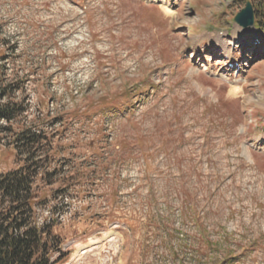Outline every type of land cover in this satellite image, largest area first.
<instances>
[{"label":"rangeland","instance_id":"obj_1","mask_svg":"<svg viewBox=\"0 0 264 264\" xmlns=\"http://www.w3.org/2000/svg\"><path fill=\"white\" fill-rule=\"evenodd\" d=\"M0 80L50 138L61 264H264V0H0Z\"/></svg>","mask_w":264,"mask_h":264},{"label":"trees","instance_id":"obj_2","mask_svg":"<svg viewBox=\"0 0 264 264\" xmlns=\"http://www.w3.org/2000/svg\"><path fill=\"white\" fill-rule=\"evenodd\" d=\"M16 89L0 80V137H11L15 157L22 163L0 173V264H61L67 256L54 229L62 215L57 207L42 208L39 203L44 200L38 199L35 188L39 178L52 185L59 168L46 170L49 160L43 151L50 138L44 128L12 129L26 113L22 103L13 101Z\"/></svg>","mask_w":264,"mask_h":264},{"label":"water","instance_id":"obj_3","mask_svg":"<svg viewBox=\"0 0 264 264\" xmlns=\"http://www.w3.org/2000/svg\"><path fill=\"white\" fill-rule=\"evenodd\" d=\"M234 22L242 28H248L253 26L254 12L250 3H247L245 8L235 16Z\"/></svg>","mask_w":264,"mask_h":264},{"label":"bare ground","instance_id":"obj_4","mask_svg":"<svg viewBox=\"0 0 264 264\" xmlns=\"http://www.w3.org/2000/svg\"><path fill=\"white\" fill-rule=\"evenodd\" d=\"M163 6V5H162ZM165 10V9H164ZM166 12V14L168 15V16H171V15H173L174 14V12L172 11V9L171 10H166L165 11ZM164 11H163V13H165ZM192 40L194 39V37L192 36V38H191ZM193 41H195V40H193ZM212 41H214V42H211L213 45H211V46H209L208 47V50H207V52L208 53H210V54H212V53H215V52H220V53H222V56H220V57H224V58H229V55H228V51H227V47L224 45V44H215L216 42L218 43V41H219V39L218 38H214ZM197 42V41H196ZM196 42H192L193 43V45L196 43ZM220 43V42H219ZM259 46V45H258ZM202 52V51H201ZM203 53V52H202ZM202 53H200V54H202ZM223 197V196H222ZM195 229V228H194ZM193 232V231H192Z\"/></svg>","mask_w":264,"mask_h":264}]
</instances>
